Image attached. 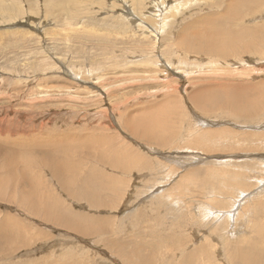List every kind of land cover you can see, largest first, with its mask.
Returning <instances> with one entry per match:
<instances>
[{"label": "rangeland", "instance_id": "374dc122", "mask_svg": "<svg viewBox=\"0 0 264 264\" xmlns=\"http://www.w3.org/2000/svg\"><path fill=\"white\" fill-rule=\"evenodd\" d=\"M226 13L236 20L212 21ZM196 20L211 35L197 31L187 47L181 33ZM222 25L243 47L226 62L215 49L223 30H212ZM263 27V0H0V158L11 150L26 169L17 180L1 158L2 179L25 183L36 208L44 191L73 214L52 224L26 211L21 187V208L0 194V224L12 226L0 264H141L137 253L264 264ZM215 96L262 103L239 116L212 107Z\"/></svg>", "mask_w": 264, "mask_h": 264}, {"label": "bare ground", "instance_id": "6f19581e", "mask_svg": "<svg viewBox=\"0 0 264 264\" xmlns=\"http://www.w3.org/2000/svg\"><path fill=\"white\" fill-rule=\"evenodd\" d=\"M231 1H234V0H231ZM255 1V0H254ZM264 1V0H263ZM238 2V1H237ZM241 2V1H240ZM258 3V2H257ZM233 4V3H232ZM242 5V4H241ZM229 6V5H228ZM234 5H231V7H233ZM230 7V6H229ZM235 7V6H234ZM242 7V6H241ZM240 7V8H241ZM236 8V7H235ZM230 10V9H229ZM224 12H228V10L227 9H224L223 10ZM245 10H243V12H244ZM231 12V11H230ZM237 12H239V11H237ZM247 12V11H246ZM245 12V13H246ZM232 14V13H231ZM230 13H226V14H223V15H221V16H218L217 18H213L212 19V21H218V24H224L223 22L228 18V20H236V19H234L233 17H232V15H231ZM238 16V15H237ZM145 17V16H144ZM238 17H243L242 16V14L241 15H239ZM258 17V16H257ZM151 18V17H150ZM150 20V19H149ZM205 20V18L202 20V21H204ZM198 20H196V21H194V23H191V24H187L186 25V27H185V29L183 30V32L181 33V35H182V38L184 39V45L185 46H187V47H197V42H198V37L196 36V32L197 31H203L204 33H206V37L207 36H210L211 35V33H210V30H208V31H204V30H198V29H196L195 27H194V25H195V23L197 22ZM205 22V21H204ZM239 22L241 23V24H245L247 21H244V20H239ZM197 25V24H196ZM247 25V24H246ZM220 26V25H219ZM223 26V25H222ZM245 26V25H244ZM244 26H239L238 27V29L240 30V32H239V34L241 35V34H243V31H242V27H244ZM229 26H223V27H221V28H219V27H214L212 30H215V29H222L223 31L222 32H219L218 33V36H219V38H220V40L221 39H225L226 40V46H223V44H221L218 48H215L216 50H217V52H220L221 53V58L219 59V61H221V62H226L225 61V58H228V57H230L231 55H232V52H231V50H233V49H236L237 51L239 50H241L243 47L242 46H240V45H238L237 47H234V45H235V43H237V41L239 40H237V39H231V40H228V38H226V36L227 35H229V31H228V28ZM201 28V27H200ZM230 28V27H229ZM251 28V27H250ZM264 28V27H263ZM192 29V30H191ZM203 29V28H202ZM208 29V28H207ZM258 29H259V27H258ZM257 29V30H258ZM236 30V29H235ZM221 31V30H220ZM228 31V32H227ZM248 31H252L253 32V30H251V29H249ZM260 34H261V32H259ZM264 33V32H263ZM254 34H257V32L255 31L254 32ZM233 35V34H232ZM235 35V34H234ZM251 35V34H250ZM253 35V34H252ZM264 35V34H263ZM230 36V35H229ZM235 36H237V34L235 35ZM257 36V35H256ZM231 37H233V36H231ZM241 37V36H240ZM244 37H245V35H244ZM239 38V37H238ZM257 39H255L254 41H256ZM230 41H232V42H234V44H231V45H228V43L227 42H230ZM241 42H239V44H240ZM203 44V43H202ZM214 45H215V43L212 41V42H209V44L207 45L206 44V47L208 48V50H213V47H214ZM242 45V44H241ZM255 44L253 43L251 46H249V47H253ZM249 49V48H248ZM248 49H246L247 51H248ZM230 50V51H229ZM244 52V51H243ZM235 53V52H234ZM249 54V53H248ZM252 54V53H251ZM238 55V54H237ZM244 55H246V54H244ZM233 56V55H232ZM249 56H250V54H249ZM241 57V56H240ZM208 59H209V57H207ZM211 59V58H210ZM212 60V59H211ZM168 63V62H167ZM245 63V62H244ZM223 65V64H222ZM166 67V66H165ZM165 75H167V74H165ZM205 90V89H204ZM210 90V89H209ZM259 91H261V90H259ZM263 91V90H262ZM261 91V92H262ZM206 92H209L208 90L206 91ZM260 92V93H261ZM264 94V93H263ZM210 95V94H209ZM226 95V94H225ZM262 95V94H261ZM260 95V97H261V101H262V98L264 97L263 95L261 96ZM205 96V95H204ZM227 96V95H226ZM258 96V95H257ZM195 97V96H194ZM239 99L238 100H241V101H236V103H234V105H236V106H232L231 105V107L229 106V104H228V102L227 101H224V100H222L221 98H219V97H216L215 96V98H214V100H216V101H219V103L220 104H217V103H214V104H212L211 106L212 107H214V108H218V107H220V106H223V107H225V108H227V109H231V111L233 112V113H235L236 115L238 114L239 116L240 115H245V116H248V115H251V116H253V115H257V112H258V110L260 109V106H261V103H260V106L259 107H256V109H254V106H255V103H252V101L250 102V101H248L247 100V98H246V100L245 99H243V98H241V97H239V96H237ZM226 98V97H225ZM228 98V97H227ZM241 98V99H240ZM256 98V97H255ZM199 99V98H198ZM230 99V98H229ZM228 99V100H229ZM233 99H235V98H233ZM242 99H243V101H245L246 103H244V102H242ZM254 99V98H253ZM256 99H258V98H256ZM255 100V99H254ZM260 101V100H259ZM258 101V102H259ZM263 101H264V98H263ZM233 104V103H232ZM253 104V105H252ZM257 105V104H256ZM250 106V107H249ZM258 106V105H257ZM251 107H253V109H251ZM204 109V108H203ZM223 109V108H222ZM236 109H240V110H242V112L241 113H238V112H236ZM251 109V110H250ZM244 110V111H243ZM211 111H213V110H211ZM218 111H219V109H218ZM205 120V119H204ZM134 122H136V121H134ZM206 122H208V121H206ZM210 122V121H209ZM225 122V121H224ZM216 125V124H215ZM132 126V125H131ZM219 126V125H218ZM129 127H130V125H129ZM220 128V127H219ZM149 130H150V128H149ZM222 130V129H221ZM224 130V129H223ZM144 131V130H143ZM136 132V131H135ZM233 134V133H232ZM146 135V134H145ZM208 135V134H207ZM209 135H211V134H209ZM208 135V136H209ZM220 135V134H219ZM146 136H148L149 138H151V139H153V137L155 138V137H157V134H155L154 132H153V129L152 130H150V133H147V135ZM212 136H213V134H212ZM215 136V135H214ZM217 137H218V135H217ZM215 140V139H214ZM236 140V139H235ZM240 140V139H239ZM213 141V140H212ZM219 143V142H218ZM85 145H86V143H84ZM251 145H252V143H251ZM195 146V145H194ZM1 147V146H0ZM210 148V147H209ZM56 150H58L61 154H62V148H60V147H56ZM215 151V150H214ZM3 155V154H2ZM1 155V156H2ZM46 155V154H45ZM212 157V156H211ZM1 158H3V159H5V161L6 162H10V164H9V166H8V168H9V170L8 171H6V172H9V175H11V174H14V175H16V178L15 179H17V180H23L22 178H24V176H26V169H22V171H21V173H19L20 171L19 170H17L16 168L18 167V163H17V155L13 152V151H11V150H5V155L4 156H2ZM0 158V159H1ZM43 161H42V160ZM39 158V159H35L34 160V163H33V165L34 164H36V165H39V166H41V167H45V166H47V164H50L51 165V163H49L48 161H47V159H43V158ZM24 163H25V166L27 165V160H25V161H23ZM200 164V163H199ZM2 165H3V163H2ZM32 166V165H31ZM6 167H7V165L6 164H4L2 167H1V170H0V175H1V177H0V194H2V197L3 198H1V199H6V200H10V201H12L11 199H15V201L17 202V205L19 206L18 208H21L22 207V205H24L28 210H26L29 214H31V215H35V216H37V217H39V218H45V219H47V216H48V219L46 220L47 222H49V223H54L53 222V220L57 223H59V224H61V225H66L67 223H70L71 222V219H73V214L70 212V213H68V212H65L64 213V211H63V209H62V207L58 204V202L56 201V199L53 197H51V195H46V193L44 192V191H42V196H41V198L43 199L42 201H43V204L44 205H40V206H38L37 208H39L40 207V209H37L32 203H34V202H37V201H35L36 199H32V197L30 196L32 193L30 192L31 190L30 189H28L27 188V186L26 185H24L25 183H16V180H15V184H14V186H13V184L12 185H9V186H7L8 184H7V181L5 180V179H2V177L4 176V173H5V169H6ZM54 167V173H56V176H58L57 178L59 179H61L62 177H63V174H64V169H61L60 168V166L57 164V165H55V166H53ZM243 167V166H242ZM187 168V167H186ZM20 169V170H21ZM184 169V168H183ZM186 170V169H185ZM187 175V174H186ZM17 176H19V177H17ZM12 178H14V177H12ZM27 184V183H26ZM92 185L94 186H99V184L98 183H96V182H94L93 180H92ZM31 186V188L32 189H35V188H37L38 186L37 185H35V184H31L30 185ZM90 187H91V185H89ZM88 186V187H89ZM16 187H21V189H22V193L20 192V194L22 195V197H24V198H22V200L21 201H27V203L26 202H21L20 200H17V196L19 195V192H18V195H17V193H16V191H19V190H14ZM29 187V186H28ZM89 187V188H90ZM89 188H84L83 189V191L81 190L80 192H81V195L82 196H84L85 195V191H88L89 192ZM93 189H94V187H93ZM93 189H91V190H93ZM37 190H39V187L37 188ZM37 190H35V191H37ZM90 190V191H91ZM35 191H33L34 193H35ZM38 192H40V191H38ZM91 192H93V191H91ZM98 192V191H97ZM102 192H103V190H102ZM106 192V191H105ZM31 193V194H30ZM33 193V194H34ZM95 193V192H94ZM107 193V192H106ZM90 195H91V193H90ZM98 195V194H97ZM20 196V195H19ZM18 196V197H19ZM93 196V195H92ZM107 196V195H106ZM106 196H105V198H106ZM85 197V199L88 201V202H91L90 200H88V199H92V201H94L95 199L94 198H97L96 196L95 197H90L89 198V195L87 196V194H86V196H84ZM87 197H88V199H87ZM40 198V199H41ZM19 199V198H18ZM94 199V200H93ZM97 200V199H96ZM18 201H20L21 202V204L22 205H20V202H18ZM99 201H100V198H99ZM16 202H15V204H16ZM47 202V203H46ZM97 202V201H96ZM91 203H93V202H91ZM37 204V203H36ZM35 204V205H36ZM38 204H39V202H38ZM93 204H95V202L93 203ZM99 204H100V202H99ZM47 205V208H48V205H49V210H50V212H48V210H45V211H42L43 213H41V211L40 210H43L44 209V207L43 206H46ZM209 209V208H208ZM201 211V210H200ZM212 211V210H211ZM36 212H37V214H36ZM40 212V213H39ZM53 214V216L55 215V217L54 218H52L51 217V215ZM213 214V213H212ZM50 217V218H49ZM55 224V223H54ZM9 226H11V224H10V222H9V220H7V218L6 219H4V220H2L1 221V224H0V233H3V237L2 238H0L1 240H7V238H8V236H9V234L6 232V233H4L3 231H4V229L6 228V227H9ZM12 227V226H11ZM34 238L36 237V236H33ZM33 237H31V239L33 238ZM129 259L132 261V263H135V262H139V263H141V264H152V262L149 260V259H147V258H145V257H143V256H141L139 253H137V254H132V255H130L129 256ZM257 261L258 260H256V261H254V260H251V261H249L248 263L247 262H245V261H243V262H245V264H249V263H252V264H255V263H257ZM240 264V263H239Z\"/></svg>", "mask_w": 264, "mask_h": 264}]
</instances>
